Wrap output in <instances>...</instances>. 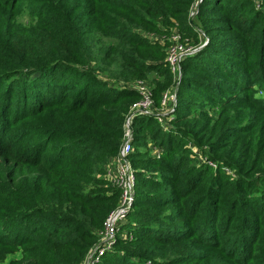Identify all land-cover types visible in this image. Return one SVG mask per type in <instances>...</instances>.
Here are the masks:
<instances>
[{"label": "trees", "instance_id": "16d2710c", "mask_svg": "<svg viewBox=\"0 0 264 264\" xmlns=\"http://www.w3.org/2000/svg\"><path fill=\"white\" fill-rule=\"evenodd\" d=\"M173 27L204 46L169 127L133 119L134 200L98 264H264V0H0V260L80 264L118 202L127 83L174 92L147 36Z\"/></svg>", "mask_w": 264, "mask_h": 264}, {"label": "built area", "instance_id": "2783aa9c", "mask_svg": "<svg viewBox=\"0 0 264 264\" xmlns=\"http://www.w3.org/2000/svg\"><path fill=\"white\" fill-rule=\"evenodd\" d=\"M194 14L193 11L190 12ZM147 36L158 41L164 46L166 51L165 61L168 63L173 73L175 83L180 75V61L187 55L193 54L204 45H194L187 40L176 27L171 28L168 34L155 35L147 34ZM131 89H135L139 93V98L131 103L123 122V139L118 153L112 156L104 167V177L107 182L119 189V199L115 208H113L102 222V226L96 231V241L87 250L80 264H98L101 257L111 251L114 246L116 235L120 232L121 226L126 222L128 212L134 200L135 187V170L132 168L128 158L129 153L133 150V132L132 122L135 116L139 114L154 113L160 125L167 129L173 110L175 95L173 91H166L162 95L160 107L154 106L151 87L144 81H131L127 83ZM153 153L159 151L154 148ZM208 164L215 167L216 164L208 161ZM227 172H230L226 169ZM123 236L127 235V231H122Z\"/></svg>", "mask_w": 264, "mask_h": 264}, {"label": "rangeland", "instance_id": "374dc122", "mask_svg": "<svg viewBox=\"0 0 264 264\" xmlns=\"http://www.w3.org/2000/svg\"><path fill=\"white\" fill-rule=\"evenodd\" d=\"M144 34V33H143ZM156 37H158V36H156L155 35V37L154 38H156ZM184 37L188 40L189 39V37H187V36H185L184 35ZM190 41V43H193V41H191V40H189ZM148 85H149V83L147 82V81H145ZM150 86V85H149ZM153 153V152H152ZM133 168V167H132ZM101 176H102V174H101ZM103 177H104V173H103ZM105 178V177H104ZM109 184V183H108ZM110 185V184H109ZM119 199V198H118ZM18 255V254H17ZM16 254H11V255H8L4 260H0V264H7L8 263V261L10 260V258H12V257H14V256H17Z\"/></svg>", "mask_w": 264, "mask_h": 264}, {"label": "water", "instance_id": "95a60500", "mask_svg": "<svg viewBox=\"0 0 264 264\" xmlns=\"http://www.w3.org/2000/svg\"><path fill=\"white\" fill-rule=\"evenodd\" d=\"M192 16L193 15H191V18H192ZM202 46H204V45H202ZM179 80H180V75H179V77L177 78V81H176V84H175V87H174V95H176V90H177V86H178V83H179ZM175 102H176V96H175V101H174V103H173V108H174V106H175Z\"/></svg>", "mask_w": 264, "mask_h": 264}]
</instances>
